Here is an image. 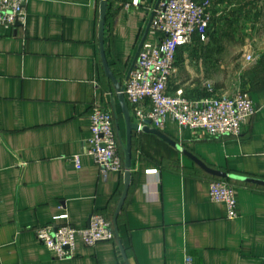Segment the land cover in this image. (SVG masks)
Returning <instances> with one entry per match:
<instances>
[{"label": "crops", "instance_id": "0c3cea01", "mask_svg": "<svg viewBox=\"0 0 264 264\" xmlns=\"http://www.w3.org/2000/svg\"><path fill=\"white\" fill-rule=\"evenodd\" d=\"M158 1L127 8L133 0H108L105 51L123 81ZM211 1L209 39L179 49L170 91L204 95L205 81L222 79L216 60L222 66L221 56L247 50L254 56L241 88L257 112L237 137L207 138L172 120L162 132L177 145L134 132L131 184L118 216L130 264H264V185L229 177L238 210L231 219L210 195L211 181L228 177L208 170L264 180V28L255 17L262 8L250 0ZM100 2L28 0L25 24L0 35V264H126L116 238L87 246L77 236L74 256L61 260L35 233L50 223L87 227L94 213L113 222L123 193L125 171L103 174L86 153L95 104L116 111L117 137L126 142L100 55ZM158 37L148 32L145 40ZM63 213L66 220L56 219Z\"/></svg>", "mask_w": 264, "mask_h": 264}, {"label": "built area", "instance_id": "2783aa9c", "mask_svg": "<svg viewBox=\"0 0 264 264\" xmlns=\"http://www.w3.org/2000/svg\"><path fill=\"white\" fill-rule=\"evenodd\" d=\"M27 1L0 0L1 36L14 26L25 24ZM139 4L140 0H133L125 6ZM211 7V0H160L149 30L159 37L152 42L144 41L130 78L124 80L132 120L140 127L149 121L152 127L163 131L168 120H172L207 138L237 137L242 134L246 121L257 112L249 92L243 88L219 94L213 82L205 81L206 95L190 98L183 89L170 91L179 49L190 44L195 36L201 41L209 39ZM90 121L91 136L86 153L94 158L103 174L124 172L112 110L95 104ZM72 162L78 167L80 156H74ZM210 195L213 201L226 204L228 218L238 217L233 184L223 179L212 180ZM67 218V213L56 216L58 220ZM35 233L53 256L61 260L74 256L77 236L82 237L87 246L116 238L112 220L101 213L92 214L89 225L84 228L68 222L50 223L38 227Z\"/></svg>", "mask_w": 264, "mask_h": 264}, {"label": "water", "instance_id": "95a60500", "mask_svg": "<svg viewBox=\"0 0 264 264\" xmlns=\"http://www.w3.org/2000/svg\"><path fill=\"white\" fill-rule=\"evenodd\" d=\"M159 2H160V0L156 4L155 9L153 10V12L151 14V18H150L148 26L146 28L145 34H144V36H143V38H142V40L138 46V50L136 52V55H135L134 60L132 62V65L130 66V68L128 70V73L126 75L125 80H128L130 78V75H131V73L135 67L139 52H140L142 45H143V43L147 37L148 32L150 30L152 20L155 16V10L157 9ZM107 11H108V0H101V2H100L99 28H98L99 49H100V55H101V60H102V65L104 68L105 75L112 82V84L114 86V89L116 91V96H117V99L119 101L121 111H122V115H123L125 125H126V142H123V141L121 142L123 153H124V167H125L124 189H123L121 199L118 203L117 209H116L115 214H114L113 226H114V231H115V237L119 243V247H120V250H121L122 255L124 257V260H125L126 264H130L129 260H128V256H127L126 251H125V248H124V246L121 242V239H120L118 216H119L120 211L123 208V205L125 203V200H126V197H127L128 191H129V187L131 184L132 141H133L134 132L135 131L151 132V133L157 134L161 138L167 140L168 142H170L174 145H177V144L171 138H169L164 132L152 127L150 125L149 121H146V124L144 126L140 127L137 123H135L132 120L130 107H129V104L126 100L125 94H124L125 84L119 78L116 77V75L114 74V72L112 71V69L109 65V62H108V59L106 56V51H105V24H106ZM112 106L114 107V110H115V99L114 98L112 100ZM115 118H116V124L119 127V121H118L116 111H115ZM208 170L214 174H217V175H220L223 177L237 178V179H241L243 181L264 185V180H262V179L243 177V176L240 177V176H235V175L229 176L228 174H226L224 172H220L218 170H212V169H208Z\"/></svg>", "mask_w": 264, "mask_h": 264}, {"label": "rangeland", "instance_id": "374dc122", "mask_svg": "<svg viewBox=\"0 0 264 264\" xmlns=\"http://www.w3.org/2000/svg\"><path fill=\"white\" fill-rule=\"evenodd\" d=\"M253 4L254 5L256 4V6H257L256 9L262 8L260 11V14L258 16H255L257 26H259L262 29V28H264V13H263L264 12V0H250V5L253 6ZM223 38H222V40H223ZM193 40H195V39H193ZM193 40H192V42H193ZM244 43L245 42L242 41V44H244ZM253 51L254 50H252V52ZM242 53L245 55L244 57H241V54L238 51L235 52V55H233V57H228V58L222 59V58H224V56H221L220 60L221 61L224 60L222 66H221V62L220 63L218 62L219 59L216 60L218 66H216V65L215 66L217 68H220V73L218 76L220 77V79L222 78L220 81H217V83H215V86L217 89H220L219 87H221V86L228 87V89L231 88L234 90L242 89L241 88V84L243 81L242 75L245 71L246 64H248L249 59L251 57L253 58V56H254L253 54L252 55L248 54L247 50H246V52L242 51ZM254 54H256V53H254Z\"/></svg>", "mask_w": 264, "mask_h": 264}, {"label": "trees", "instance_id": "16d2710c", "mask_svg": "<svg viewBox=\"0 0 264 264\" xmlns=\"http://www.w3.org/2000/svg\"><path fill=\"white\" fill-rule=\"evenodd\" d=\"M107 18H109V13H108V11H107V17H106V20H107ZM196 38H198L197 36H195L193 39H196ZM199 39V38H198ZM177 58H178V54H177ZM121 81H123V78H122V76H117ZM244 89V88H243ZM248 91V90H247ZM204 95H206V90H205V93H204ZM119 152H120V154H121V156H122V158L124 159V154H123V151H122V149H121V145H120V143H119ZM216 178V180H219V179H221V178H218V177H215ZM223 180H225V181H227L228 183L230 182L229 181V177L228 178H224ZM231 184V183H230ZM109 218V217H108Z\"/></svg>", "mask_w": 264, "mask_h": 264}]
</instances>
